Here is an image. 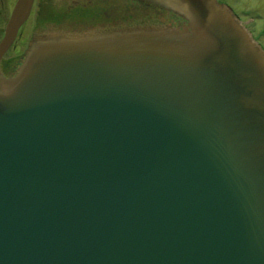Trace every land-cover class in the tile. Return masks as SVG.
<instances>
[{"label":"water","instance_id":"obj_1","mask_svg":"<svg viewBox=\"0 0 264 264\" xmlns=\"http://www.w3.org/2000/svg\"><path fill=\"white\" fill-rule=\"evenodd\" d=\"M34 1L0 40V264H264V50L232 7L124 0L6 75Z\"/></svg>","mask_w":264,"mask_h":264},{"label":"flooded vegetation","instance_id":"obj_2","mask_svg":"<svg viewBox=\"0 0 264 264\" xmlns=\"http://www.w3.org/2000/svg\"><path fill=\"white\" fill-rule=\"evenodd\" d=\"M123 1L124 0H41L38 3L36 24L25 51L35 32L38 29L46 30L49 26L59 27L61 24H64L67 29L74 31H84L90 28L106 29L120 26L122 24L121 22L124 21ZM28 20L21 27L18 37L12 47H14L18 41L21 30L25 27ZM15 60L20 63L19 57ZM16 61H4L3 59L2 68L6 75L13 74L17 71L19 65H16Z\"/></svg>","mask_w":264,"mask_h":264},{"label":"rangeland","instance_id":"obj_3","mask_svg":"<svg viewBox=\"0 0 264 264\" xmlns=\"http://www.w3.org/2000/svg\"><path fill=\"white\" fill-rule=\"evenodd\" d=\"M17 0H0V40L4 35L5 26L7 24L8 19L11 16V12L14 8V5ZM41 0H35L34 6L32 9V14L26 23L25 27L21 30L18 41L15 46L12 47L4 56V61H16L19 57V61H22L23 55L25 53V49L27 47L28 41L31 38L33 28L36 24V15L38 11V3ZM228 3L236 12L241 19L244 21V24L255 33V36H258L261 43L264 46V0H222ZM127 10V13H135L136 10H142L138 8L136 10L132 9ZM151 10V9H149ZM153 15L152 18L172 22L167 16L159 11H153L147 13V15ZM132 16V15H131ZM149 16L148 18H150ZM20 63L16 61V65L18 66Z\"/></svg>","mask_w":264,"mask_h":264}]
</instances>
